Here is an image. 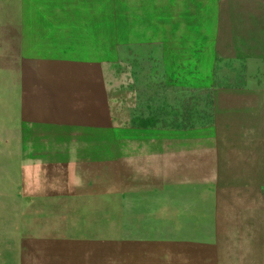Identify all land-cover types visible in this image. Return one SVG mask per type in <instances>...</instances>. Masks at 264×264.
<instances>
[{"label": "rangeland", "instance_id": "obj_1", "mask_svg": "<svg viewBox=\"0 0 264 264\" xmlns=\"http://www.w3.org/2000/svg\"><path fill=\"white\" fill-rule=\"evenodd\" d=\"M0 264H264V0H0Z\"/></svg>", "mask_w": 264, "mask_h": 264}]
</instances>
